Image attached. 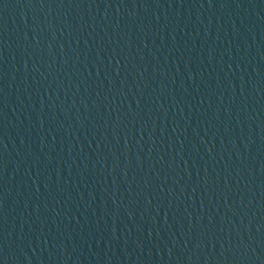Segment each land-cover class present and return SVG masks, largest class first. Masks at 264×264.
<instances>
[{"label": "water", "instance_id": "obj_1", "mask_svg": "<svg viewBox=\"0 0 264 264\" xmlns=\"http://www.w3.org/2000/svg\"><path fill=\"white\" fill-rule=\"evenodd\" d=\"M0 264H264V0H0Z\"/></svg>", "mask_w": 264, "mask_h": 264}]
</instances>
